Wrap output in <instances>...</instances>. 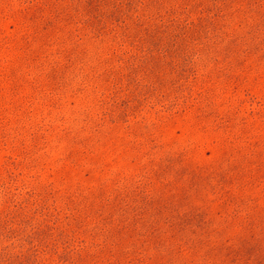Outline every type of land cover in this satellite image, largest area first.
Listing matches in <instances>:
<instances>
[{
  "label": "rangeland",
  "instance_id": "obj_1",
  "mask_svg": "<svg viewBox=\"0 0 264 264\" xmlns=\"http://www.w3.org/2000/svg\"><path fill=\"white\" fill-rule=\"evenodd\" d=\"M0 264H264V0H0Z\"/></svg>",
  "mask_w": 264,
  "mask_h": 264
}]
</instances>
